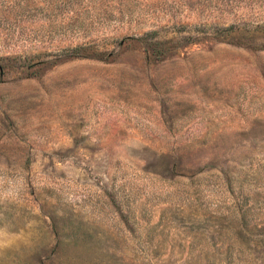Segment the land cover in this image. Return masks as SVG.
Segmentation results:
<instances>
[{
    "label": "rangeland",
    "instance_id": "obj_1",
    "mask_svg": "<svg viewBox=\"0 0 264 264\" xmlns=\"http://www.w3.org/2000/svg\"><path fill=\"white\" fill-rule=\"evenodd\" d=\"M0 264H264V0H0Z\"/></svg>",
    "mask_w": 264,
    "mask_h": 264
}]
</instances>
